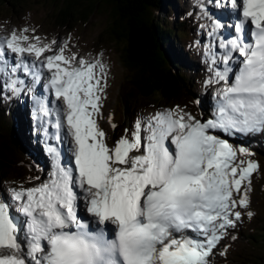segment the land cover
<instances>
[{
  "label": "snow or ice",
  "instance_id": "1",
  "mask_svg": "<svg viewBox=\"0 0 264 264\" xmlns=\"http://www.w3.org/2000/svg\"><path fill=\"white\" fill-rule=\"evenodd\" d=\"M230 3L238 15L230 40L204 10L218 38L205 48L204 85L217 86L212 115L177 104L138 118L112 144L98 122L110 71L102 53L66 55L68 41L45 42L34 27L0 36L3 88L31 93L37 129L66 143L73 161L49 142L48 180L0 197V264H213L218 248L227 255L221 242L255 215L249 192L259 163L241 159L252 153L221 134H264V0Z\"/></svg>",
  "mask_w": 264,
  "mask_h": 264
},
{
  "label": "rangeland",
  "instance_id": "2",
  "mask_svg": "<svg viewBox=\"0 0 264 264\" xmlns=\"http://www.w3.org/2000/svg\"><path fill=\"white\" fill-rule=\"evenodd\" d=\"M226 2L228 3V1ZM101 3L102 6L99 4L97 11L92 15L87 24L75 22L71 27L65 28L62 32L57 33L54 28L51 29L52 26L50 23V15L58 8L56 3L48 0H26L22 2V4L13 7L9 3L1 2L0 0V36L9 35L13 29L19 31L26 27H34L36 29V34L42 37L45 42L56 40L58 44H63L65 41H68L69 51L66 52V55H70L72 52H77L86 59H93L102 53L103 61L108 65L110 71L108 74V87L105 93V98L102 102L103 118L98 122L101 128L107 133L109 143L112 144L125 134L126 129L130 130L131 127H134L135 121L138 118H145L158 110L171 108L172 106H159L156 99L148 100L143 97H131L130 93L132 88L131 83L129 82V72L121 62V47L124 46V43L120 42L117 45L115 41L107 38V28L113 19L111 16L112 5L106 4L103 0ZM198 4H209L210 8L214 9V0H185L183 3L175 4L170 14L168 13V23L173 25L179 17L186 14L188 15L191 10L194 12L197 7L200 8ZM227 6L228 5L226 4V7ZM210 12L212 11L210 10ZM165 15L164 10H158V20L162 22ZM203 19H206L205 15ZM199 31H202L200 35L203 38H199V36L197 37L199 42L197 49L195 48L193 55L188 53V59L185 60L187 74L191 77V81H193L194 78L199 79L204 73L203 62L205 63V61L200 62V57L204 56L205 51L200 48V45H204V43L207 44L209 38H211L208 35L209 28L207 23L202 25H199L198 23V25H195L191 34L193 35V33ZM29 34L31 35V33ZM171 41L174 45L172 50L180 57L184 56L185 52L183 51L184 48L181 43L174 39ZM208 64H210V62L205 63V65L211 67ZM196 66H198L197 69ZM205 73H209L208 70H205ZM2 79L3 78L0 79V99L2 100L5 98L6 103L4 104L0 102V108L4 110L11 108L13 113V111L19 110V105L17 106V109L16 105L12 107V101H15L14 99L16 96H12L10 92H7L3 88ZM214 86L208 87V93H196L192 87L187 86L193 101V103L188 104L187 108L193 115L200 118L201 115L209 117V114H212L213 110L210 109L208 105H205V102L208 101L207 99L212 101L215 100L217 92L215 89L217 86ZM130 97L132 99V103L130 104L132 107L131 114H127L123 123L113 129L111 126L113 122L109 117H113L119 100ZM197 101H199V103H196ZM17 103L18 100L16 104ZM180 105L184 106L182 103ZM204 112H207L208 114H204ZM131 117L134 118V121H131ZM23 127V131L25 132L28 129L26 121H24ZM25 136H27L26 132ZM222 136L228 137L226 139L237 148L241 145L246 147L252 155L250 157L241 156V159L257 161L259 163V168L252 175L251 190L249 192L250 210L254 212L255 215L251 219H249L247 215L243 216L242 223L239 224L237 229L231 234L235 235L237 239L232 240L230 235L221 242L220 248H223L225 245H230L227 250V255H220V249L218 248L217 254L212 258V261L213 264H254V260H259L261 263H264V244L260 242H248V236L252 230L259 228L264 232V175H262L261 172L263 164L260 159V156L264 157V134H256V138L253 139H249L248 136L231 137L224 134H222ZM20 140L25 142L26 147L27 145L29 146V148H27L30 150L32 156L33 153L31 152L30 141H27V139H23L22 137H20ZM44 164L47 167L44 171H42L40 164L38 165L37 162L35 163V161L31 160L22 162L19 165L14 164L13 168L5 173L6 177L0 178L1 196L7 200L9 196L8 189L11 187H18L21 184L25 187H34L37 186V182L42 183L46 181L48 179L46 173L47 170L49 171L50 165L45 161ZM13 210L16 212L15 209ZM16 213L23 216L18 212ZM240 251L243 252L242 256H239ZM237 260L240 261L238 262Z\"/></svg>",
  "mask_w": 264,
  "mask_h": 264
},
{
  "label": "trees",
  "instance_id": "3",
  "mask_svg": "<svg viewBox=\"0 0 264 264\" xmlns=\"http://www.w3.org/2000/svg\"><path fill=\"white\" fill-rule=\"evenodd\" d=\"M26 0H1L16 7ZM56 3L58 8L50 15L51 29L57 33L71 27L75 22L87 24L89 19L98 9L99 0H48ZM114 3L112 9V22L107 28V38L118 45L124 43L121 62L129 72L132 98H146L157 100L158 105L173 107L177 104L187 105L193 103L187 86L196 93H208L209 88L204 85L206 77L212 75L210 68L204 64V73L198 79L187 74L186 59L188 53L194 54L198 46V39L202 31L192 33L195 25L207 23L204 18V9L196 10L179 17L174 24L168 23L169 15L174 5L185 0H107ZM161 8V9H160ZM158 10L166 14L161 22L157 18ZM203 19V20H202ZM209 24V23H207ZM199 33V34H198ZM172 39L181 43L185 55L180 57L173 49ZM205 70L209 73H205ZM204 79V80H203ZM118 101L112 122L121 125L127 114H131L132 99ZM0 102L6 103L5 98ZM1 107V106H0ZM204 114H208L204 112ZM132 116V115H131ZM210 116V114H209ZM131 121L134 118L131 117ZM133 127L130 128V130ZM13 117L10 110L0 108V178L6 177L5 173L13 168L14 164L29 161V154L18 139ZM263 164L261 170L264 175V157L260 156ZM0 197L1 190H0ZM248 242L264 244V232L254 229L248 236ZM243 252H239L242 256ZM238 262L240 260H237ZM254 264H264L254 260ZM242 264V263H241Z\"/></svg>",
  "mask_w": 264,
  "mask_h": 264
},
{
  "label": "bare ground",
  "instance_id": "4",
  "mask_svg": "<svg viewBox=\"0 0 264 264\" xmlns=\"http://www.w3.org/2000/svg\"><path fill=\"white\" fill-rule=\"evenodd\" d=\"M226 1L227 0H214V10L216 9V12L219 15V18H217V20L223 21V22H226L227 23L226 25L223 24V26L220 28V30H219V36L222 37L225 40H230V39H232L230 36L229 37H223V35H222V32H223V28L224 27H226V29H228V30H231L230 23H228V21L230 20V14H231V18H233V14H232V11L233 10L231 9L230 5ZM226 4L228 5L227 7H226ZM198 5H199V7H201L204 10L206 9L208 11L210 9L209 4L208 5L198 4ZM212 5H213V3H212ZM111 11H112V9H111ZM223 18L224 19L226 18V20H224ZM205 30H206V28H205ZM232 30L234 31V28ZM210 42L218 43V38H212V37L209 38L207 44H205V43H204V45L201 44L200 45V48H202L203 51H205L206 46ZM219 51L220 50L217 49V52L218 53H219ZM203 61H205V63L206 62L207 63L210 62V61L207 60L206 55H205V52H204V56L203 57H200V62H203ZM208 65H210V64H208ZM197 67L198 66H196V69H197ZM220 67L223 68V65L221 64ZM20 75L22 76V78H24V74L23 73H21ZM1 78L2 77H0V79ZM24 79H26V78H24ZM41 82L43 83V80H41ZM37 88H38L37 89L38 93L41 94L42 91H43L42 88L39 85H37ZM22 93L20 95H18V96L15 97V99H14L15 101H13V105H12V107L16 105V109H17V106L19 105V107H18L19 110H17V111L15 110L12 113V109L10 108L9 109L10 110V115H11V117H13V120H14L13 123L15 124V129H16L17 134H18L17 136H19L18 138L20 139V137H22L23 139H27V141H30V147H31V152L33 153V155H32L33 157L31 156L30 150L28 149L29 146L27 145V147H28L27 148L26 145H25V142L22 141V143H23V145L25 147L26 152L29 154V160L35 161V163L37 162L38 165L40 164V166L42 168L43 167V164H44V161L46 163L49 162V160H48L49 158H48V154H47V145H48V143L50 141H48L45 138V136H43V138H41L42 137L41 134H40L41 132L36 127V123L37 122L33 119L34 102H33L32 98H31V93L28 94V91L27 90L23 91ZM42 94H46V92L44 91ZM19 98H20V101H19ZM17 100H18V103L16 104ZM207 100L208 101L205 102V105H208V107H210V109H212L214 111L215 110L216 100H214V101H212L210 99H207ZM21 101H23V106L22 107H20ZM15 112H16V116H15ZM24 121H26L27 122V125H28V129L25 131L27 136H25V132L23 131L24 130V127H23ZM255 135H252V136H255ZM241 137H244V136H241ZM248 138L249 139H253V138H256V136L255 137L248 136ZM241 142H242V140H241ZM66 152H67V154H66V157L64 159L66 161H68V157H69L70 153H69V150L68 149H66ZM68 164H70V163H68ZM38 184H40V182H37L36 185H38ZM12 214L14 216H16L17 221L19 223H21V226L23 227L24 217L23 216H20L16 212H14V210L12 211ZM22 235H23V233H22Z\"/></svg>",
  "mask_w": 264,
  "mask_h": 264
},
{
  "label": "water",
  "instance_id": "5",
  "mask_svg": "<svg viewBox=\"0 0 264 264\" xmlns=\"http://www.w3.org/2000/svg\"><path fill=\"white\" fill-rule=\"evenodd\" d=\"M106 4H108V5H112V9L113 8H115V4L114 3H111V2H108L107 0H103ZM102 0H99V2H98V7H99V4H101V6H102ZM112 12V11H111ZM112 15V14H111Z\"/></svg>",
  "mask_w": 264,
  "mask_h": 264
}]
</instances>
